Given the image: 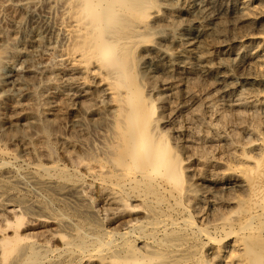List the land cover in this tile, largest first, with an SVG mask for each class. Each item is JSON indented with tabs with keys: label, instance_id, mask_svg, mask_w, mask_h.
Returning a JSON list of instances; mask_svg holds the SVG:
<instances>
[{
	"label": "rangeland",
	"instance_id": "rangeland-1",
	"mask_svg": "<svg viewBox=\"0 0 264 264\" xmlns=\"http://www.w3.org/2000/svg\"><path fill=\"white\" fill-rule=\"evenodd\" d=\"M242 2L243 0H152V5L143 16H135L133 30L138 35L130 44L133 47V71L136 81L140 83L141 95L152 105L153 119L160 125L157 133L164 137L172 153L175 152L176 157L179 155L181 160L182 176L179 185L173 181L165 184H169L168 187L176 185L179 190L172 195L161 191L153 196L154 200L157 196L161 197L165 203L160 207L154 203L153 211L156 209L158 211L155 212L160 213L159 210L172 207V210L168 208L174 214L170 216H175L179 219L178 222L180 219L182 222L187 213L197 226L208 230L216 239L222 237V232L217 231L219 229L216 227L233 218L235 212H232L237 209L239 200L244 198L242 177L238 174L241 168L238 155L252 149L253 145L249 141L255 139V133L257 134L255 129L251 136L250 127L239 125L236 120L244 107L243 98L253 95V88L246 80L248 69L243 65L245 52L251 48L244 41L245 36L258 32L255 30L257 24L245 19ZM57 4L60 6L52 0H0V52L4 56L0 70L9 75L3 86L5 90L0 91V150L4 151H0V187H4L0 188V264H9L16 253V247L27 243L36 247L38 242L37 248L39 251L43 250L40 253L44 257L36 264H53L55 261V264H102L96 251L89 257L80 253L77 255L75 251L79 246L78 236L103 235L105 230L122 232L129 223L117 221L118 216L131 214V220H141L146 214H150L146 210L148 203L138 196L127 201L131 207H121L123 202L117 198V191L109 185L115 172L111 163L114 156L109 148L113 144L111 139L114 136L117 103L112 95L113 85L102 79V75H113L105 65L97 62L90 65L95 72L87 74L83 65L70 60L68 49H71L73 40L68 26L74 23L69 22L68 15ZM252 4L264 8V0H252ZM143 31L145 34H141ZM96 80L97 82H92ZM248 109L246 107V112L251 115L256 108ZM45 123H49V127L47 131H42L41 127ZM251 154L256 156L257 152L252 150ZM104 158L109 161L103 160ZM38 165H50L49 174L38 170ZM51 165H55L56 171ZM30 173L31 176L28 177ZM83 173L84 179L81 177ZM196 175L205 176L208 181L196 185ZM48 179L55 181L54 184L46 183ZM71 181L80 187L78 190L81 191L79 194L83 201L74 200L67 193L64 195V187L71 184ZM24 182L28 184L24 185ZM8 183L15 191H10L13 189H10ZM53 186L61 188V194L56 193L58 189ZM41 189L47 191L43 192ZM49 191L54 192V196ZM17 201L33 204L39 211L27 214ZM84 201L86 204H81ZM189 201L192 203L188 204ZM75 204L78 211L75 207L72 209ZM194 204L196 207H193ZM67 206H71L70 209ZM219 207L225 208L221 218L215 215ZM85 209H88L87 212ZM81 210H84L83 213ZM67 211L73 213L70 215ZM64 220L67 221L63 222ZM178 232L182 237L183 234H190L188 239L194 240L192 245L176 244L181 250L193 252L194 264H223V252L227 248L228 238L217 244L204 240L203 235L195 234L190 229ZM180 241L178 243H185ZM88 245V249H95L90 248L93 244ZM133 245L143 244L136 242ZM159 259L156 260L158 263L163 260ZM17 264L23 263L19 260Z\"/></svg>",
	"mask_w": 264,
	"mask_h": 264
},
{
	"label": "bare ground",
	"instance_id": "bare-ground-1",
	"mask_svg": "<svg viewBox=\"0 0 264 264\" xmlns=\"http://www.w3.org/2000/svg\"><path fill=\"white\" fill-rule=\"evenodd\" d=\"M52 1L58 2L60 4V6L57 4L58 5L57 7L63 8V11L65 12V14L68 15V17L67 16L66 17L68 18L69 22L71 21L72 23H74V25L69 24V26H68V32L71 34V38L73 40V45H72L71 49H68V50H70V51H68L70 60L77 61V62H79L80 65H83L85 70L87 71V74L88 73L92 74L95 72L94 70H92L90 65L93 64L94 62H97L98 64L105 65V67L108 69L109 73L111 72L113 75L112 77H110L109 74H106V76L102 75V79L107 80L109 82V84L113 85L112 95L115 98V101L117 103V118H116L114 125H113L114 126V128H113L114 129L113 130L114 136H113V139H111L113 144L109 148V151L114 156V159L111 161V163L113 165L112 167L115 168L114 169L115 172L112 175V178L110 180V184L106 183V182L105 183L107 185L108 184L112 185L114 190L117 191V193H118L117 198L119 200H121V202H123L121 207H124V208L131 207L127 203V201L130 199L132 200V197L138 196L145 203L146 202L148 203V204L146 203L148 205V206H146V207H148L146 210H148V212L150 211V214H146L147 216H145V218L142 217L143 219H141V220H137V219L131 220V214L124 215V216L123 215L118 216L117 221H127V223H129L126 226V229L122 232H120V231L111 232L110 230H105L103 233L101 232L103 235L87 234V236H86V234L83 235L81 233L82 235H79L78 239H77V244H79V246H78L79 249L77 248V250L75 251L77 253V255H78V253H80L82 255L85 254L87 256L88 255L92 256L93 251H96V252H98V256H99V259L101 260L102 264L108 263V262L112 263V264H194L193 263L194 257L192 254L193 252L191 250H181L180 249L181 247L178 248L176 246V244H181V245L187 244L188 245V244H191L192 242L194 243L193 239H191V238H190V240L188 239L189 237H191L190 234L188 235V234L182 233L183 237H182V235H178L179 234L178 231L183 232V231H186L187 229L188 230L190 229L195 234L203 235L204 240L215 242L217 244H219V242L223 241L224 239H227V238L229 239L227 248L223 252L224 253L223 264H264V8L259 7L258 5L253 6L254 3L252 4V0H243V2H242V9L246 14L245 19L247 20V22H250V23L252 22L254 24H257L258 28L256 27L257 29L255 28V30H258V32L250 33V31H249L250 34L247 37L245 36L244 41L247 44H249L251 46V48L247 49V51L245 52L246 55H245V60L243 62V65L248 69V70L245 69L248 72V74L246 73L247 74L246 80H247V84L253 88L252 89L253 95L252 96L246 95V97L243 98L244 99L243 100L244 107L241 108L242 110L238 113L239 116H237L238 118L236 120H237V123L239 125H245V126L247 125V128H248V126L250 127V129H251L250 135L251 136L254 135L253 133H255V129L257 130V134L255 133V139L249 141V143L253 145L252 149H249L248 151H242V153L240 155H238V160L241 164V168H240L238 174H240L242 177L241 183H243V193H244L243 197L244 198L242 200H239L238 204L236 205L237 209L232 212V213L235 212V215L233 216V218L231 220L228 219V221H225L220 226L216 227L217 229H219L217 231L222 232L221 239H218V238L216 239V236L214 238L213 236H211L207 232L208 230H204V228L197 226L196 223H194L193 220L190 218V215L187 213H185L184 218L182 219V222H181V219H180V222H178L179 219L175 218V216H174V218L170 216L171 213L168 210V208L170 209V207L163 208V210H159V211H161L159 213V212H155L156 209L154 206L155 210L153 211L152 206L154 203H155V205H159V207L162 206V204H163V206L165 204V203H163L161 197L157 196L156 200H154L153 198H155V197H153V196H155L158 192H161V191L165 192L167 195H172L174 191L179 190V187H177L176 185H175V187H173V186L168 187L167 185H169L171 181H173L175 184L177 183V185H179L178 183L181 180L182 169H181V160H180V158H178L179 155L176 157L175 152L172 153L171 147H169L167 145L164 137L162 138V136L157 133V129L160 125L158 124V122H155L156 120L153 119L154 117H153L152 105L149 104L144 99V97H142L140 86H139L140 83L138 84V82L136 81V77H135V74L133 71V69L135 68V67L133 68V58L131 55V49L133 47L131 48L130 44L133 42L134 38L138 35L133 30V26L135 25V23H133V21L135 20V16H143L145 14L146 9L147 8L149 9V7L152 5L151 4L152 0L151 1L150 0H52ZM61 12H60V14H61ZM57 15H58V13H57ZM62 17H64V16H62ZM67 18H65V20ZM131 24H132V26H130ZM243 27H244V24H243ZM140 28H142V27H140ZM237 28H239V27H237ZM141 34H145L144 31H143V33L141 32ZM69 44H71V43H69ZM141 44H139V46ZM145 45H147V44H145ZM112 49H113V51L111 52ZM64 50H66V49L64 48ZM5 53H6V51H5ZM3 58H4L3 52H0V66L3 63ZM69 64H71V63H69ZM2 67H3V65H2ZM94 68H96V67H94ZM96 70H97V68H96ZM1 71H3V70H0V91H1V89L5 90V89H3V86H4V83L6 81L7 76H9V75L2 73ZM241 72H242V70H241ZM243 72H245V71H243ZM99 73H101V72H99ZM81 74H79V75L81 76ZM239 76H241V75H239ZM100 77L101 76L99 75V78ZM242 77H243V75H242ZM111 79L113 80L112 82H111ZM89 81H90V79H88V83H90ZM92 82H97V80L92 81ZM93 86H95V85H93ZM249 86H248V88H249ZM100 90H99V92H100ZM111 90H112V88H111ZM174 93H176V92H174ZM109 101H110V99H109ZM14 103H16V102H14ZM231 103H233V102H231ZM246 107H248L251 110H253L254 108H256V109H254L251 112V115H248L246 112L247 111ZM235 109H236V107H235ZM10 112H8V114H14V113H10ZM245 126L243 128H245ZM48 127H49V123H45V124H43L41 129H42V131H47ZM248 134H249V132H248ZM3 136H4V134H3ZM107 141H108V139H107ZM243 150H245V149L243 148ZM252 150H255L257 152L256 156L251 154ZM1 152H4V151L2 150ZM105 159L106 158H104L103 160H105ZM106 160H108V159H106ZM86 165L88 166V164H86ZM91 166L93 167L94 165L92 164ZM51 167H53V166L51 165ZM92 167H87V168H92ZM117 167H119V168H117ZM36 168L38 170H40L41 172L45 171L44 173L49 174L50 165H49V167L44 166V165H38ZM62 168H61V170H63ZM53 169L54 170L56 169L55 165H54ZM110 169L112 170V168H110ZM65 170H67V169H65ZM75 170H77V169H75ZM104 170H105V168L103 169V172H105ZM96 172H97V170H96ZM227 172H229V171H227ZM7 173H9V172H7ZM19 173H22V172L19 171ZM60 173H58V174H60ZM63 173H65V172H63ZM39 174L40 173H38V175ZM68 174H70V173H68ZM28 175H26V176H28ZM83 175H84V173L81 176L82 178H83ZM193 175H194V172H193ZM30 176H31V173L28 177H30ZM36 176H37V174H36ZM70 176H71V174H70ZM85 176H87V175H85ZM90 176L92 177V175H90ZM223 176H224V174H223ZM104 177H106V176H104ZM55 178H54V180H55ZM100 178H102V177H100ZM195 178H196V180H195L196 185H200L202 182L206 183V181H208L207 180L208 178L206 179L205 176L201 177L200 175H196ZM24 179H26V178H24ZM61 179L63 181L65 180L63 178H61ZM61 179H60V181H61ZM18 180L16 181V183L18 182ZM23 181H25V180H22V182ZM30 181H32V180H30ZM46 181H47L46 183L54 184L53 182H55L56 180L53 181L51 179H48ZM38 182H40V180ZM44 182H43V184H44ZM97 182L99 183L101 181H97ZM10 183H11V181H10ZM34 183H36V182H34ZM166 183H169V184L165 185ZM27 184L28 183H25L24 185H27ZM32 184H33V182H32ZM40 184H41V182H40ZM100 184L102 185L103 183H100ZM8 185H9V183H8ZM8 185H7V187H8ZM49 185H51V184H49ZM49 185H48V188H49ZM62 185H64V184H62ZM238 185H240V184H238ZM1 187H2V185H1ZM9 187H10V185H9ZM50 187L52 189V186H50ZM3 188H1V189H3ZM21 188H23V186ZM37 188L40 189L39 187H37ZM54 188H56V187H54ZM64 188H66V192H63L64 195H66L65 193H67L69 195V197L72 196V198L74 200H79L80 198H82L81 195L79 194L81 191L78 190L80 187L78 188L77 185H75L74 183L72 184V181H71V184H67L66 187H64ZM113 188H111V189H113ZM10 189H13V188L10 187ZM15 189H16V187H15ZM56 189H58V188H56ZM60 189L61 188H59L58 192H56V193L61 194V193H59ZM25 190H26V188H25ZM41 190H43V189H41ZM10 191L13 192L15 190L13 189ZM44 191H47V190H43V192ZM53 193L54 192H52V195H53ZM1 194H2V192H1ZM44 195H47V194H44ZM68 195H67V197H68ZM7 197H6V199H7ZM62 197H60V198H62ZM52 198H54V197H52ZM164 198H163V200H164ZM3 199H5V198L3 197ZM16 199H15V204H16ZM19 199H17V200H19ZM68 199H70V198H68ZM68 199L66 201H68ZM80 200L83 201L84 199H80ZM3 201L5 202V200H3ZM22 201H17V203H19V205H20L19 207L22 208L25 213L34 214L35 212L39 211L37 209V206H34L33 204L32 205L31 204L30 205L24 204L27 200L24 201V203ZM11 202H12V200H11ZM70 202H71V200H70ZM87 202H89V201H87ZM189 203H192V201H189L188 204ZM13 204H14V202H13ZM81 204L85 205L86 202L81 203ZM88 204H90V203H88ZM167 204L169 205V203H167ZM67 205H68V203H67ZM78 205H79V203H78ZM5 206L9 207L8 203H5ZM64 206H66V205L64 204ZM71 206H67V207H69V209H70ZM76 206L77 205L75 204V206H73L72 209L74 210V207H75V210H76L77 209ZM146 207H144V208H146ZM193 207H196L195 204L193 205ZM78 208H80V207H78ZM230 208H232V207H230ZM22 209H21V211H22ZM172 209L173 208L171 207L170 210H172ZM185 209H187V208H185ZM223 209H225V208L219 207L217 210V214H215V215H217L219 218L223 217L224 216L223 215L224 214ZM87 210L85 209L86 212H87ZM6 211H7V209H6ZM44 211H45V208H44ZM76 211H78V210H76ZM83 211L81 210L82 213H83ZM156 211H158V210H156ZM110 212L111 211H109V213ZM144 212L148 213L145 210H144ZM151 212H153V213L151 214ZM200 212H202V211H200ZM67 213L70 214L68 211H67ZM72 213L73 212H71V214ZM43 214L46 215L45 212ZM41 215H42V212H41ZM49 215H47L48 218H49ZM75 215H78V214L75 212ZM93 215H96V214H93ZM171 215H174V214H171ZM215 215H214V217H215ZM230 215H232V214H230ZM56 216H58V215H56ZM75 219H77V218H75ZM92 219H94V218H92ZM67 220H68V218H67ZM97 220H99V219H97ZM58 221H59V217H58ZM66 221L64 220L63 222H66ZM97 222L98 221H96V219H95V223H97ZM17 223L19 224V222H17ZM219 223H220V221H219ZM57 224H58V222H57ZM65 224L67 225L69 223H65ZM59 225L60 224H58V226ZM62 225H64V224H62ZM73 225L75 226L76 223L75 224L73 223ZM80 225H82V223ZM96 225L98 226V224H96ZM217 225H219V224H217ZM68 226H70V225H68ZM84 226L86 227V225H84ZM84 226H83V228H84ZM12 227H13V225H12ZM98 227H100V226H98ZM73 228H75V227H72V229ZM40 229H42V228H40ZM57 230H58V227H57ZM59 230H60V228H59ZM69 231H70V229H69ZM43 232H46V231H43ZM187 232L190 233V231H187ZM37 234H38V232H37ZM68 236H69V234H68ZM180 239H182L185 243H178V241H180ZM27 240L29 241V239H27ZM27 240H26V242H27ZM73 241H75V240H73ZM16 242H17L16 244H18V242H19L18 238H16ZM136 242H138V243L140 242L143 245H141V246L133 245ZM221 243H223V242H221ZM71 244H72V242H71ZM88 244H91V245L93 244V246H91L90 248L95 247V249H93V248H92L93 250L88 249L87 246H90ZM196 244H198V243H196ZM203 244H206V243L203 242ZM8 245H9V243H8ZM20 245H21V243H20ZM38 245H39V242H38ZM75 245L76 244H74L73 246L76 247ZM37 246L35 247L32 245V243L31 244L27 243V245H24V246L21 245V246L16 247L17 248L16 253L11 257L9 264H17V261H19V260L23 264H36V263L40 262L42 256L44 257V255H41V253H40L41 250L39 251ZM70 247H72V246H70ZM189 247H188V249H189ZM219 248H220V246H219ZM220 251H221V249H220ZM44 252H47V251H44ZM65 253H67V252H65ZM8 256H9V254H8ZM158 258H160V259L163 258V260L159 259L160 263H158L156 261ZM84 259H85V257H84ZM49 260L50 259H48V261ZM62 260L63 259H61V261ZM57 261H59V260H57ZM55 262L53 264H55Z\"/></svg>",
	"mask_w": 264,
	"mask_h": 264
}]
</instances>
